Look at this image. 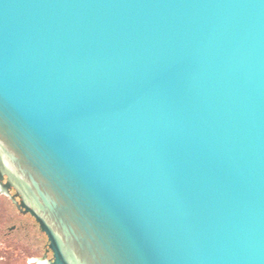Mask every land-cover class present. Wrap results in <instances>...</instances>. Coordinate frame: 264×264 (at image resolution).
<instances>
[{"label": "water", "instance_id": "1", "mask_svg": "<svg viewBox=\"0 0 264 264\" xmlns=\"http://www.w3.org/2000/svg\"><path fill=\"white\" fill-rule=\"evenodd\" d=\"M0 177L45 264H264V0H0Z\"/></svg>", "mask_w": 264, "mask_h": 264}, {"label": "flooded vegetation", "instance_id": "2", "mask_svg": "<svg viewBox=\"0 0 264 264\" xmlns=\"http://www.w3.org/2000/svg\"><path fill=\"white\" fill-rule=\"evenodd\" d=\"M5 183L6 178L0 177V187ZM17 202L13 189L6 193L0 188V264H15L18 259L24 264L50 260L52 254L45 234L29 214L18 210Z\"/></svg>", "mask_w": 264, "mask_h": 264}, {"label": "rangeland", "instance_id": "3", "mask_svg": "<svg viewBox=\"0 0 264 264\" xmlns=\"http://www.w3.org/2000/svg\"><path fill=\"white\" fill-rule=\"evenodd\" d=\"M15 264H24V261L23 260L21 261V260L18 259V260H16Z\"/></svg>", "mask_w": 264, "mask_h": 264}, {"label": "bare ground", "instance_id": "4", "mask_svg": "<svg viewBox=\"0 0 264 264\" xmlns=\"http://www.w3.org/2000/svg\"><path fill=\"white\" fill-rule=\"evenodd\" d=\"M39 264H44V263H39Z\"/></svg>", "mask_w": 264, "mask_h": 264}]
</instances>
